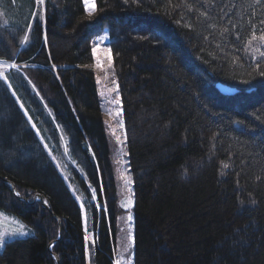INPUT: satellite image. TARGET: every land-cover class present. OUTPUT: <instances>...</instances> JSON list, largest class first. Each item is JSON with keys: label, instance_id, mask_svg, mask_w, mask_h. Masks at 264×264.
I'll list each match as a JSON object with an SVG mask.
<instances>
[{"label": "trees", "instance_id": "trees-1", "mask_svg": "<svg viewBox=\"0 0 264 264\" xmlns=\"http://www.w3.org/2000/svg\"><path fill=\"white\" fill-rule=\"evenodd\" d=\"M94 1L88 16L82 0H46L21 48L0 39V57L18 52L23 74L7 78L41 134L57 141L58 125L98 198L101 181L112 192L89 68L91 40L106 32L133 176L134 264H264V0ZM0 210L32 231L6 241L0 264H57L54 254L86 264L80 209L1 80ZM96 223L93 263L113 264V211Z\"/></svg>", "mask_w": 264, "mask_h": 264}, {"label": "rangeland", "instance_id": "rangeland-1", "mask_svg": "<svg viewBox=\"0 0 264 264\" xmlns=\"http://www.w3.org/2000/svg\"><path fill=\"white\" fill-rule=\"evenodd\" d=\"M31 1H33V4ZM31 1L0 0V39H2L4 42L11 44L13 41L11 38L18 37V41H20V48L23 46L25 42L24 37L25 35L28 36V26L31 25V22L34 18L39 19L38 17H33L32 13L40 12L43 15L46 10V0L43 6L38 5L36 0ZM88 3L89 5L94 3L95 5L94 0H88ZM82 5L84 6L85 12L88 16L94 13L95 8L94 10L86 8L85 0H82ZM19 21L23 24L27 22L26 27L24 28L25 33L21 34L19 33L20 30L14 29V26L19 23ZM108 40L109 39L106 32L95 36L91 40V62L89 64V68L94 75L96 93L100 104L104 136L106 138L108 149V171L111 176L110 181H112V192L108 194V196L103 195L104 184L102 181L101 183L99 182V194H101L100 198L102 197V199L98 198L97 193L96 199H91L93 194L92 190L95 188L84 175L81 164H78L76 160L72 158L70 149L67 145L68 140L66 135L61 129H59L58 125H56V131L58 133L57 141L54 142L52 137H49V139L44 137L26 108H20V104L23 103L20 100L18 94L14 91V88L8 78L7 83L3 78H0V80L4 83L11 95L12 92L16 93L13 98L16 102L18 101L17 104L22 110L23 114L25 111H27L28 115H24L26 120L29 123L30 119L31 122L29 125L35 132L37 138L42 144V147L44 148V151L46 152L48 159L62 177L70 192V195L73 197L76 205L80 209L81 224L83 227L84 236L88 234L90 237L88 241L86 264H94L93 256L95 253V248L98 246V228L96 220L99 221L101 215H106L107 218L109 210L113 211L115 215V227L113 229L114 238L112 244L113 253L111 254L112 262L113 264H117L118 261L119 264H134L133 176L128 167L126 137L122 123L120 101L119 103H116L117 98H119L118 86L115 79L113 66L112 64L111 67L108 65L109 56H111L112 61V54ZM93 48L96 49L95 54L93 53ZM20 63L21 62H18V52L15 53L10 59L0 57V72H3L7 77L8 71L10 68H12L10 65L14 64L20 69L19 72L23 74L22 69L19 67ZM25 65L26 64H23V67H25ZM26 82L36 92L34 86L28 80ZM9 84L11 85V88H9ZM113 89L115 90L113 91ZM40 101L43 103L47 115L51 118L49 110L47 109L44 101L41 98ZM33 125H35V127H33ZM37 133H39V135H37ZM78 175L82 177L86 192L79 185L77 180ZM129 180L131 181L130 183L128 182ZM77 197H79V199H77ZM129 201H131L130 205ZM110 202L112 206H110ZM97 204L101 205V207L96 208ZM81 205H83V209L81 208ZM87 207H92V210L96 212L97 218L91 215ZM129 216H131V220L128 219ZM21 225H23L25 230H27L29 235H31V229L27 227L26 224L23 223L18 217L11 213L0 210V233H9L13 231V229L19 228ZM129 230L131 231L133 240L128 251H125L124 248L126 245H128L127 235ZM17 237L20 236L6 237V241ZM2 247L3 246H0V250Z\"/></svg>", "mask_w": 264, "mask_h": 264}, {"label": "snow or ice", "instance_id": "snow-or-ice-1", "mask_svg": "<svg viewBox=\"0 0 264 264\" xmlns=\"http://www.w3.org/2000/svg\"><path fill=\"white\" fill-rule=\"evenodd\" d=\"M36 3L38 5L43 6L45 4V0H36ZM256 3L257 4H260L261 3V0H256ZM85 5H86V8H88L90 10H94V8H95L94 3L91 4V5H89L88 0H85ZM209 6H210V4H209ZM221 11H223V10L221 9ZM32 16L33 17H38L41 20L44 19L43 15L40 12H33L32 13ZM220 18L223 19V16H221ZM259 23H260V25H264V20H260ZM28 27L31 28L32 26L29 25ZM233 27H235V25H233ZM252 28L254 30L253 31V39H255L256 38V31H255L256 30V24L255 23L252 24ZM223 31H224V33H227L229 30L227 28H224ZM28 39H29L28 36H25L24 37V40L25 41H27ZM259 39L261 41H264V31H261L260 32ZM95 51H96V49L93 48V53L94 54H95ZM106 51H107V49H106ZM261 55L264 56V52H262ZM111 64H112L111 56H109L108 57V65H109V67H111ZM10 67L14 68L17 72L20 71V69L18 67H16V65H14V64L13 65H10ZM52 67H53V70H55V65H53ZM260 74L261 75H264V71H262ZM0 78H3L4 81L7 83V77L4 75L3 72H0ZM29 82L31 83V81H29ZM9 88H11V85L10 84H9ZM114 90L115 89H113V91ZM15 95H16V93L15 92H12V96H15ZM116 103H119V98H117ZM20 108L23 109L24 108V105L23 104H20ZM24 115L25 116L28 115L27 111L24 112ZM30 122L31 121L29 119V123ZM33 127H35V125H33ZM37 135H39V133H37ZM45 147H47V146H45ZM224 167L227 168L228 165L227 164H224ZM128 182L130 183L131 181L129 180ZM92 192H93V194H92L91 199L92 200H95L96 199V189H93ZM17 195H19V193H17ZM77 199H79V197H77ZM45 203H47V201H45ZM130 204H131V201H129V205ZM100 207H101V205H99V204L96 205V208H100ZM81 208L83 209V205H81ZM128 219L131 220V216H129ZM27 235H29V232L27 230H25V228H24L23 225H21L19 228L13 229V231H11L9 233H0V246H4L6 244V237H16V236L23 237V236H27ZM89 239H90L89 235L86 234L84 236L85 251L86 252L88 250V241H89ZM127 240H128V245L125 246V248H124L125 251H128V249L131 246V242L133 240V237H132V234H131V231L130 230H129L128 235H127ZM93 243H94V240H93ZM117 264H119V261L117 262Z\"/></svg>", "mask_w": 264, "mask_h": 264}, {"label": "water", "instance_id": "water-1", "mask_svg": "<svg viewBox=\"0 0 264 264\" xmlns=\"http://www.w3.org/2000/svg\"><path fill=\"white\" fill-rule=\"evenodd\" d=\"M217 88L222 92V93H226V94H232V93H234V92H236V89H234V88H231V87H228V86H226V85H222V84H217ZM4 181H6L4 178H2ZM6 182H8L9 183V185H10V187H11V190L14 192V190H15V187H14V184H12L11 182H9V181H6ZM18 198H22V197H20V196H18ZM25 201H27L26 200V198H23ZM37 199H39V200H42V204H43V206L44 207H46L47 209H49V207H48V205L44 202V200H43V196L42 195H40V194H35L34 195V199H33V201H36ZM32 201V202H33ZM53 215H55L54 213H52ZM58 222H59V220H58ZM59 224V235H58V238L59 237H61V226H60V222L58 223ZM54 257H55V259H56V263L57 264H59V260H58V257L54 254Z\"/></svg>", "mask_w": 264, "mask_h": 264}, {"label": "bare ground", "instance_id": "bare-ground-1", "mask_svg": "<svg viewBox=\"0 0 264 264\" xmlns=\"http://www.w3.org/2000/svg\"><path fill=\"white\" fill-rule=\"evenodd\" d=\"M26 36V35H25Z\"/></svg>", "mask_w": 264, "mask_h": 264}]
</instances>
